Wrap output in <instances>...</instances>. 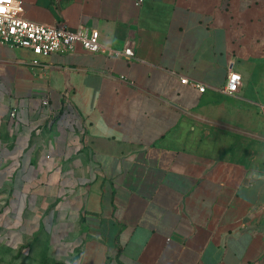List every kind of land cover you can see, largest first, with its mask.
Here are the masks:
<instances>
[{"label": "crops", "instance_id": "crops-1", "mask_svg": "<svg viewBox=\"0 0 264 264\" xmlns=\"http://www.w3.org/2000/svg\"><path fill=\"white\" fill-rule=\"evenodd\" d=\"M21 1L134 57L0 43V234L61 264H264V0Z\"/></svg>", "mask_w": 264, "mask_h": 264}, {"label": "built area", "instance_id": "built-area-1", "mask_svg": "<svg viewBox=\"0 0 264 264\" xmlns=\"http://www.w3.org/2000/svg\"><path fill=\"white\" fill-rule=\"evenodd\" d=\"M0 43L13 48H25L33 54L32 62L37 64L39 57L52 52L65 53L81 44L84 48L103 52L107 55L134 57L131 46L116 48L103 45L99 41V32L96 29H87L85 25H79L75 29L69 28L64 22L46 23L28 19L24 15V7L21 0H0ZM242 80V75L234 66V62L228 64L227 77L221 91L230 94L236 91ZM182 82H190L200 91L205 90V85L186 77ZM47 103V100L44 101ZM264 112V104H259ZM16 115V108L11 111V116ZM69 110L61 114V119L68 124L75 125Z\"/></svg>", "mask_w": 264, "mask_h": 264}, {"label": "rangeland", "instance_id": "rangeland-1", "mask_svg": "<svg viewBox=\"0 0 264 264\" xmlns=\"http://www.w3.org/2000/svg\"><path fill=\"white\" fill-rule=\"evenodd\" d=\"M0 264H59L46 257L33 254L26 244L0 234Z\"/></svg>", "mask_w": 264, "mask_h": 264}, {"label": "snow or ice", "instance_id": "snow-or-ice-1", "mask_svg": "<svg viewBox=\"0 0 264 264\" xmlns=\"http://www.w3.org/2000/svg\"><path fill=\"white\" fill-rule=\"evenodd\" d=\"M3 9H0V11H2Z\"/></svg>", "mask_w": 264, "mask_h": 264}, {"label": "trees", "instance_id": "trees-1", "mask_svg": "<svg viewBox=\"0 0 264 264\" xmlns=\"http://www.w3.org/2000/svg\"><path fill=\"white\" fill-rule=\"evenodd\" d=\"M59 264H61V263H59Z\"/></svg>", "mask_w": 264, "mask_h": 264}]
</instances>
